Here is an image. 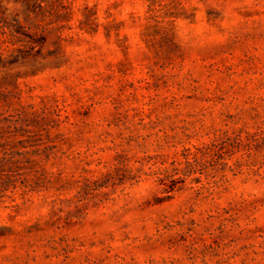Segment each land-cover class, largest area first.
Returning <instances> with one entry per match:
<instances>
[{
	"label": "rangeland",
	"instance_id": "1",
	"mask_svg": "<svg viewBox=\"0 0 264 264\" xmlns=\"http://www.w3.org/2000/svg\"><path fill=\"white\" fill-rule=\"evenodd\" d=\"M0 264H264V0H0Z\"/></svg>",
	"mask_w": 264,
	"mask_h": 264
}]
</instances>
